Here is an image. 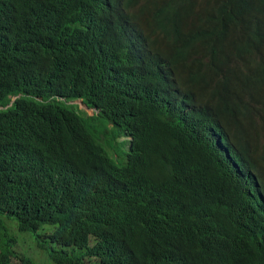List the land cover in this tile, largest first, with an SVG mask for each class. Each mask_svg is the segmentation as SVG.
<instances>
[{"label":"trees","instance_id":"1","mask_svg":"<svg viewBox=\"0 0 264 264\" xmlns=\"http://www.w3.org/2000/svg\"><path fill=\"white\" fill-rule=\"evenodd\" d=\"M263 138L264 0H0V264H264Z\"/></svg>","mask_w":264,"mask_h":264},{"label":"rangeland","instance_id":"2","mask_svg":"<svg viewBox=\"0 0 264 264\" xmlns=\"http://www.w3.org/2000/svg\"><path fill=\"white\" fill-rule=\"evenodd\" d=\"M80 105V101H77ZM78 110L83 111L86 115H91L92 110H86L83 107L78 106ZM87 129L93 135V137L106 149L109 155L116 160L124 161L125 158L123 154L128 150L120 143L118 139H114V129L110 128L104 119L95 117L93 119L87 118ZM264 142V138L262 139ZM112 147V148H111ZM118 152V154H117ZM120 156V157H119ZM116 161V162H120ZM11 233L13 234L15 240L17 241L18 248L23 250L28 255H30L38 264H47L46 257L42 254L41 250L37 248L36 243L31 234L20 233L16 227L11 225Z\"/></svg>","mask_w":264,"mask_h":264},{"label":"clouds","instance_id":"3","mask_svg":"<svg viewBox=\"0 0 264 264\" xmlns=\"http://www.w3.org/2000/svg\"><path fill=\"white\" fill-rule=\"evenodd\" d=\"M77 101L78 100H76V101H71V102H69V104H72V105H78L79 107L81 106V107H83L84 109H86V110H92L93 112H94V109H88V108H86L83 104H82V102L80 101V105L77 103ZM112 148V147H111ZM106 151H107V148H106ZM108 153V152H107ZM109 154V153H108ZM117 154H118V152H117ZM113 158V157H112ZM113 159H115V158H113ZM116 160V159H115ZM117 161V160H116Z\"/></svg>","mask_w":264,"mask_h":264}]
</instances>
